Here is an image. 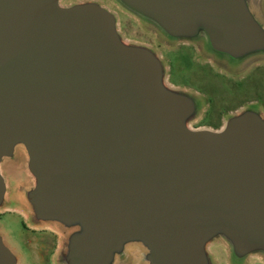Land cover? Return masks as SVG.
<instances>
[{"label":"water","instance_id":"obj_1","mask_svg":"<svg viewBox=\"0 0 264 264\" xmlns=\"http://www.w3.org/2000/svg\"><path fill=\"white\" fill-rule=\"evenodd\" d=\"M0 0L3 166L19 159L34 226L60 235L57 264L264 260V112L191 124L202 98L167 81L158 51L124 38L99 0ZM167 46L193 45L229 72L264 57L252 0H110ZM0 264H20L0 235Z\"/></svg>","mask_w":264,"mask_h":264},{"label":"rangeland","instance_id":"obj_2","mask_svg":"<svg viewBox=\"0 0 264 264\" xmlns=\"http://www.w3.org/2000/svg\"><path fill=\"white\" fill-rule=\"evenodd\" d=\"M78 0H63V4H69ZM106 7L114 11L118 17V25L121 34L125 39L147 44L154 47L167 66V79H175L182 83L180 78L193 83L203 92L209 91L213 83L219 84L212 72L207 73L208 67L199 65L207 63L201 57L195 47L191 51H180L178 55L171 52L180 50V46H167L155 39L147 30L143 29L137 20L119 10L110 0H99ZM253 6L257 11L258 17L264 21V0H252ZM194 52V53H193ZM192 58V59H191ZM202 70L205 72L201 77L196 73ZM219 70V69H216ZM220 71V70H219ZM191 91L198 93L189 86H183ZM199 94V93H198ZM19 159H12L3 166V174L8 184V201L6 209L0 210V235L6 244L18 255L20 264H57L56 256L60 244L59 233L48 226H34L24 214V208L19 201V194L27 184L28 177L20 166ZM210 251L216 264H227V248L222 241H218L210 246ZM264 260L259 256L248 259V264H261Z\"/></svg>","mask_w":264,"mask_h":264},{"label":"flooded vegetation","instance_id":"obj_3","mask_svg":"<svg viewBox=\"0 0 264 264\" xmlns=\"http://www.w3.org/2000/svg\"><path fill=\"white\" fill-rule=\"evenodd\" d=\"M178 45L180 46V50L171 52L173 56L178 55L180 51H183L182 53L188 50V52L191 51V53L193 51V45L185 43H180ZM207 63H209L210 66L206 63H201L199 65L208 67L206 72H212L214 77L219 81V84H212L209 89L211 93L201 91L194 86L193 83L182 78H180L182 83H179L175 79H167L168 83L174 87L187 89L183 86H189L194 90L196 89L199 93L197 94L202 98L203 111L191 124L193 128L217 130L223 125L224 119L229 114L248 105H256L264 112V57L252 62L245 70L237 73L220 68L209 60H207ZM196 74L199 75L196 78H199L205 74V72L199 70ZM261 264L264 263L262 262Z\"/></svg>","mask_w":264,"mask_h":264}]
</instances>
